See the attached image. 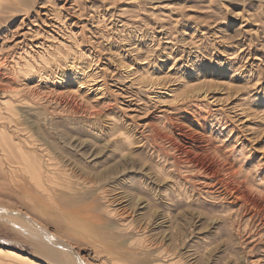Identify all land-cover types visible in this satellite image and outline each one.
I'll return each mask as SVG.
<instances>
[{"label":"rangeland","instance_id":"rangeland-1","mask_svg":"<svg viewBox=\"0 0 264 264\" xmlns=\"http://www.w3.org/2000/svg\"><path fill=\"white\" fill-rule=\"evenodd\" d=\"M0 36V116L40 144L31 153L68 177L62 196L92 218L79 232L21 195L4 209L59 232L87 264L111 257L90 241L95 226L121 264H264V225L187 184L170 141L151 133L171 138L169 121L185 120L202 134L191 123L208 119L210 137L264 192V0H0ZM61 88L79 100L57 98ZM0 249L33 256L9 224Z\"/></svg>","mask_w":264,"mask_h":264},{"label":"bare ground","instance_id":"bare-ground-1","mask_svg":"<svg viewBox=\"0 0 264 264\" xmlns=\"http://www.w3.org/2000/svg\"><path fill=\"white\" fill-rule=\"evenodd\" d=\"M42 16L43 18L52 16L54 20L53 23L49 22L51 24L50 26L54 28V30L59 29V23L55 21L57 16H55L54 13L46 10ZM39 21L47 24L46 20L44 21L41 19ZM24 24L25 19H22L19 25L24 27ZM15 30H11V32H9L10 35L20 36L19 32L14 33ZM20 38L23 39L20 42L26 40V36L21 35ZM20 42L18 44H20ZM17 65L20 66V63ZM20 71L23 72V68H21ZM4 80L5 78L0 73V82ZM0 85H2V83ZM59 91L56 95L57 98L78 99L77 94H79V92L77 91L74 92L73 90L65 88H61ZM13 92L15 94L18 93V91ZM95 98H97V96H95ZM1 103V107H3L5 103L4 100H1ZM70 104L75 110H78L76 104L72 101ZM4 107H6V105ZM93 109L94 108H89L88 110ZM1 118L3 121H1ZM177 122L179 123L177 124V128L173 129L172 125L174 122L169 121L171 138H169L168 135L162 134L159 129L152 128L151 133L154 138L159 137L170 141L169 154L166 153V155L173 160L174 165L182 171V175L183 172L186 173L181 179L195 188L198 187L199 191L203 194H216L223 197L224 200L230 198L233 202L236 201L240 203L241 210L238 209V212H244L245 215L251 214L254 221L258 219L261 225H264L263 187L257 188L253 176L246 174L244 168L236 163L237 161L234 159L233 154L226 153V147H224V145L218 146L214 137H210L212 130L209 129V124L207 123L208 119H196L191 123L192 126H196V123L199 124L201 122L199 126L197 125V128L203 132L202 134L191 132L184 127L183 125L186 123L185 120L183 121L185 123L179 120ZM8 128L9 131H5ZM39 146L40 144H38L31 135L24 133L21 127L15 125L13 116L9 118L0 116V223L5 225L9 224L13 230L22 234L27 242L32 245L33 249V256H31V258L15 251V249H0V254H5L8 258L7 260H0V264H87L88 261L84 259V254L80 252L81 249H79L77 253L59 232H54V230L48 228L30 214L28 215L18 210H6L2 206V204L13 202L17 199L18 195H21L29 204L34 206L35 209L49 210L51 208L52 210H56L58 216L55 217V222H67L70 225L77 226L79 232H84L85 228L90 223L92 218L90 215V207L80 205L76 202L68 203L62 196V187H64L62 185V180L65 179L64 177L66 176L63 177V174L59 172L51 162L47 167H44V165H42L41 156L31 153V151L36 152L39 150ZM60 188L62 190H60ZM55 192L60 194H55ZM231 217L233 216L229 215V218ZM249 226L250 224L248 227ZM93 230L94 232H98V234L96 236H94V234L90 235V241L98 244L97 247L104 252L105 256L111 255V257H107L105 260H100L101 255L100 257L97 255V257H95L96 264H121L125 262L121 259V256L117 258L113 252L109 251L111 242L108 240V237L106 238L105 235L100 234L99 231L102 230V228L95 226ZM259 235L260 233H255L254 236ZM126 243L127 242L124 244ZM60 247H63V250ZM100 250L97 252L99 253ZM103 258L104 257H102V259ZM84 261H86V263Z\"/></svg>","mask_w":264,"mask_h":264}]
</instances>
